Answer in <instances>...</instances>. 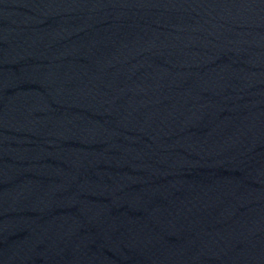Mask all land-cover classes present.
Instances as JSON below:
<instances>
[{
	"label": "water",
	"instance_id": "95a60500",
	"mask_svg": "<svg viewBox=\"0 0 264 264\" xmlns=\"http://www.w3.org/2000/svg\"><path fill=\"white\" fill-rule=\"evenodd\" d=\"M0 264H264V0H0Z\"/></svg>",
	"mask_w": 264,
	"mask_h": 264
}]
</instances>
